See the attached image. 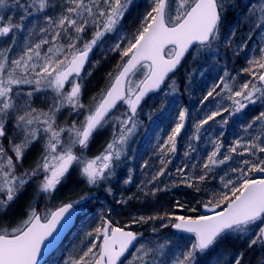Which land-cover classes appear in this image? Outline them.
<instances>
[{
  "label": "snow or ice",
  "instance_id": "6c2138e0",
  "mask_svg": "<svg viewBox=\"0 0 264 264\" xmlns=\"http://www.w3.org/2000/svg\"><path fill=\"white\" fill-rule=\"evenodd\" d=\"M132 6L133 0H0V39H10V43L0 47V217L6 216L28 188L35 185L33 199L26 205V218L11 228L0 224V264H39L41 256L59 239L60 231L71 223L77 205L86 199L82 195L79 200L54 208L45 205L38 211L37 198L53 199L73 173L77 181H86L88 187L118 179L116 169L122 158L127 157L129 143L139 127L141 102L149 93L162 91L164 87L177 90L170 74L178 72L186 60L207 58L206 53L220 40L222 18L235 3L234 0H150V8L135 32L130 37L122 36L112 49L119 51L122 58L119 71L106 90L85 104L83 81L92 75L91 71H85L89 54L108 34L122 26ZM248 11L253 17L259 13V22L253 23L247 37L252 40L253 35L264 30V2L250 4ZM25 30L29 36L39 35V39L35 42L25 39L17 53L14 47L18 44L17 35ZM234 36L233 30L231 37ZM261 40L264 42V36ZM244 47L246 42L241 50ZM259 53V58L249 59V67L243 69L252 79L242 83L238 90L234 91L225 81L224 77H229L225 71L219 83L203 96L202 105L221 93L226 94L224 98L231 104L217 107L199 119L192 139L199 141L201 131L210 122H216L217 117H221L219 124L223 127L229 123L225 113L228 117L235 116L249 105L264 102V71H254L264 69V43ZM137 72L142 78L133 80ZM25 85L31 90L23 91ZM221 85L223 88L218 92ZM40 101L43 107L37 106ZM122 106L126 108L121 110ZM65 110L71 119L66 117L60 123ZM186 118L187 111L182 109L178 122L158 148L163 157L161 168L148 183L168 172L171 159L167 154L176 153L177 138ZM106 128H110V140L98 155L89 158L86 153L90 144ZM250 129L255 133L250 139H235L226 152H222L224 143L220 136L210 139V150L200 164L199 175H185L187 165L176 169L180 183L199 191L194 180L206 182L210 174L234 156L244 157L238 167L228 169L237 174L235 179L227 173L220 176L226 191L214 193L204 205L211 215L191 218L165 213L132 220V224L140 225L167 221L160 227L170 225L191 234L194 239L188 245L166 240L154 248L144 243L137 246L142 232L126 230L131 225L114 226L101 216V223L86 233L93 242L86 250L69 256L65 264H168V256L172 257L170 264H198V255L214 252L228 237L246 239L248 248L264 246V178L254 179L250 175L264 173V155H261L264 154V111L253 117L243 131L248 133ZM33 150L38 155L25 167ZM189 150L195 152L196 148L190 145ZM188 155L186 151L185 156ZM191 167L195 169L197 165ZM131 182V175L123 181ZM173 186H177L176 182ZM167 190L168 185L157 186L150 194ZM105 191L111 194L112 188ZM152 231L158 229L153 227ZM243 258L244 253L238 252L229 264H242Z\"/></svg>",
  "mask_w": 264,
  "mask_h": 264
},
{
  "label": "trees",
  "instance_id": "16d2710c",
  "mask_svg": "<svg viewBox=\"0 0 264 264\" xmlns=\"http://www.w3.org/2000/svg\"><path fill=\"white\" fill-rule=\"evenodd\" d=\"M146 1L147 0H133V6L122 21V26L119 27L116 32L108 34L106 39L101 43L104 44L103 46L100 44L94 49L92 60L97 55L96 51H99L101 47L104 50L103 53H105L101 59L104 66L102 69H99V73L96 74L95 77L96 87H102L103 90H106L111 79L119 71L118 65L121 64L122 58L119 51H113L112 49L116 43L120 42L122 36L126 35L130 37L138 28ZM261 2H264V0H234L235 6L231 7L222 18L220 40L214 44L211 51L206 53L207 58H205V56H200L197 60H187L178 73L172 77V79L176 81L177 90L173 92L171 87H165L166 93H164V90L153 96L144 105L145 108L149 102H153L155 108L154 112L148 117L140 119L138 130L142 132V136L138 137L137 144L130 148L128 160L123 159L119 163V171L117 172L118 179L115 178L116 183L112 188L111 194L109 192L102 193L100 191L99 197L101 202L93 204L90 215L79 219L76 230L80 229L82 224L88 222L90 217L94 214L95 218L93 220L95 222L97 221L99 224L101 223L100 217L103 216L105 219H109L114 226L118 225L124 227L126 225H131V228L128 230L142 232L145 238L153 235V227L159 229L158 225L162 224V220H155L148 224L140 225L132 224L134 217L159 216L165 213L169 215H183L191 218H196L200 215H211L204 205L212 199L214 193L226 191L220 183V176L227 173L229 177H234L233 173L228 171L230 167H234L231 161L217 168L210 174L206 182L196 183L200 189L199 191H196L194 188L186 187L182 183L175 187L171 184V181L174 180V175L177 174L176 169L184 166V163L182 164V159H185V163L190 159L189 157H184V149L180 144H177L176 153L174 155L170 153L167 154V158L171 159V163L167 165L168 172L165 176H161L154 183L148 182L161 168L160 160L163 157L159 153L158 148L166 141L169 135L167 129L165 131L164 127L165 125H169L173 114L179 113L182 109L186 110L188 113L189 109L193 107L198 112L202 110L204 115L210 110H214H205L207 103L205 102V104L202 105L201 101L203 96L224 77L225 71L229 73V77H224V79L229 84H233L232 87L234 91L237 88L239 89L236 81L241 79L243 82H246L252 79V76L244 72L243 69L249 67V59L259 58V47L264 43L261 40V37L264 36V30H259V34L253 35L252 40H247L249 30L253 27V23L259 22V13L257 12V15L253 17L248 9L250 4H259ZM233 30L235 31V36L231 37ZM253 31L255 32L256 30L254 29ZM245 42L247 43V47L241 50V45ZM125 44H122V47ZM254 71L260 72L263 71V69L255 68ZM110 73L112 74L111 76L109 75ZM189 74H191L190 80L187 78ZM171 82L172 81L169 80L168 84L170 85ZM222 88L223 85H221L217 91H221ZM225 96V93H221V95L216 96L214 100L209 98V102L216 101L220 108L229 106V103L225 104L226 101H229L224 98ZM260 111H264V102L258 101L254 105H249L242 113L235 116L228 117V114L225 113L224 115L229 119V123L223 127L219 124L221 117H217L216 122H210V124L206 125L205 129L201 131L200 139L202 142L200 141L199 145H209L208 142L210 139L220 136L224 143V149H222V152H224L223 150H227L235 139H240L244 135V126L249 123L253 117L258 115ZM205 157L206 156H204V158ZM204 158L197 160L198 166H200ZM145 164H147L146 167L144 166ZM186 165L189 166V163ZM185 169L187 170V167L184 168V174L187 175ZM129 175L132 177L130 190L124 191V188H120V185L126 186L123 181L128 178ZM251 177L254 179L259 178L253 177L252 175ZM177 179L175 181H177ZM78 184L79 183L74 180V177L71 176L58 191L77 190ZM165 185H168L167 191L157 192L154 196L150 194L157 186L159 188H164ZM129 195V202H120L125 201ZM99 197H97V199H99ZM86 200V204L91 206L93 200ZM177 202H179V204H177ZM192 209H195V211H192ZM117 221H119V224L116 223ZM168 228L172 230L170 225ZM160 230L161 229L156 231V233ZM69 237L70 236H68L66 240ZM218 248H221L224 252L231 255V258L238 252H243L244 258L242 264H264V246H262L261 249L257 246L248 248L246 239L228 237L217 245V249ZM65 250L63 243L46 264L55 262V258L59 255L62 256ZM213 257H215V251L205 256L198 255V264H211Z\"/></svg>",
  "mask_w": 264,
  "mask_h": 264
},
{
  "label": "rangeland",
  "instance_id": "374dc122",
  "mask_svg": "<svg viewBox=\"0 0 264 264\" xmlns=\"http://www.w3.org/2000/svg\"><path fill=\"white\" fill-rule=\"evenodd\" d=\"M149 8H150V0H147L145 3V6H144L143 13L141 14L142 17H143V14ZM25 39H27L28 41H31V42H35V41H38L39 35L34 34L32 36H29L27 30L19 33L17 35L18 44L16 46H14L16 48L17 53L23 47ZM8 43H10V39H8V38L0 39V47L6 45ZM103 45L104 44H101V46H103ZM44 47L46 48L47 46H44ZM103 51L104 50L102 47L99 49V51H96L97 52L96 57L91 61L90 65L88 66V68L86 70V72L91 71L92 75L86 76L85 80L83 81L84 89H83L82 101L85 104H89L92 97L93 96L98 97L99 94L101 93V90H103L102 87H99V88L96 87V78H95L96 74L99 73L98 72L99 69H102L104 66V64L101 61L102 57L104 56L103 54H105V53H103ZM92 53H94V51ZM263 71H264V69H263ZM140 78H142V74L140 72H137L136 76L133 77V80H138ZM242 83H244V82L241 79L239 81H236L237 86H240ZM231 85H233V84H231ZM29 90H31L29 86H27V85L23 86V91L26 92ZM164 90H165L164 93H166V89H164ZM236 90H238V88ZM49 95H51V92H49ZM206 103H207V105L205 107V110H207V111L209 109H215L218 107V104L216 103V101H211V102L208 101ZM227 103L231 104V101H226L225 104H227ZM37 106L43 107L42 101L37 102ZM223 106H224V104H223ZM123 108H126V106L122 107L121 110H123ZM154 109H155L154 103L149 102L148 105L145 108L143 107L142 110L139 112L138 120L140 121L141 118L148 117L149 115H151L154 112ZM117 114H119V113H117ZM203 116H204V112H202V110L198 112L195 110L194 107L189 109V112L187 113V118L185 120V127L182 131V134L177 138V144L178 145L180 144V146L184 149V153H183L184 157H186L185 152L186 151L189 152V155L187 157H189L190 159H188V161H186V163H185V159L184 160L182 159V164L184 163L183 164L184 166L189 163L187 170L185 169L186 170L185 172H187V175H189V176L199 175L200 168H198V167H200V166H198L199 164H197V160L204 158V156H206L207 152L210 150V145H199V142L200 141L202 142L201 139L199 141L192 139L193 134L195 132V127H194L195 123L198 122L199 119H202ZM66 117H67V110H65L64 114L59 118V122L64 123V120ZM224 117H225V115H224ZM67 118L71 119L70 117H67ZM82 118L83 117H80V119H82ZM176 122H178V113L172 115V118L170 119L169 125L168 126L165 125V127H164L165 131L167 129V132L170 133L171 128L174 126V124ZM254 134L255 133L253 132V130L250 129L248 133L244 132V135L241 138L244 141H247L248 139L251 138V135H254ZM140 136H142V132L140 130H137L136 135L134 137H132V140L129 143V146L127 149L128 155L126 158H122V160L123 159L128 160V158L130 156V148L134 147L137 144L138 137H140ZM110 138H111L110 137V128H106L104 133L98 134L95 137L94 141L90 144V147L86 153L87 156L89 158H94L96 155H98L103 150V147L106 146V143L110 140ZM190 145L196 148L195 152H191L189 150ZM153 147H154V145H153ZM223 151L226 152L227 150H223ZM37 155H38V151L33 150L32 153L28 156V158L25 161V167H28L29 165H31L33 163L34 159L37 157ZM261 155H264V154H261ZM242 159H244V157L234 156L231 163L234 165V167H238L239 166L238 162ZM192 164H196L197 167L195 169H193L191 167ZM118 171L119 170L117 168L116 172H118ZM233 175H234V177H232V178L235 179L237 174L233 173ZM251 175L253 177H259L257 179L264 178V173H252ZM72 176L74 177V180L77 181L76 174L73 173ZM116 179L114 178L112 181H110L109 184H102L99 187H88L86 185V181L79 180V181H77L79 183L77 190H74V191L67 190L64 192L57 191L55 193L53 199H47V198H44L43 196H41L40 198H37L35 200V206H36L38 211H42L45 208V205L54 208L61 203H66V202H70L73 200H77L80 198V196L83 195L86 197V199H88L90 201L93 200V203L91 206L86 204V206L84 207V216L85 215L87 216V215H90V211H91V208L93 207V204L101 202L100 197H99L100 191L102 193H106L107 191H105V189L107 187L113 188L114 184L116 183ZM176 179H177V181H175ZM173 182H176L177 185L180 184V176L178 174L174 175V180L171 181V184H173ZM193 183L196 184L198 182L194 180ZM122 187L124 188V191L130 190V183L126 184V186L120 185V188H122ZM34 191H35V185H33L32 187H29L28 190L23 194V196L20 197V199L16 202V204L11 209H9L7 215L4 217H0V224H2L3 226L11 228V227L16 226V224L19 223V221L21 219L26 218V216H25L26 205L30 201H32ZM97 197H99V199H97ZM129 201H130V195L126 198L124 203L129 202ZM109 211H111V210H109ZM170 216H175V215L170 214ZM107 217H109V216H107ZM94 218H95V215L93 214L92 217H90L88 222H86L85 224H82L80 226V229H77V230L75 229L69 235L70 237L64 242V246H65L66 250L63 252L62 256H60V255H59L60 257L57 256L55 258V262H53L52 264H65V261L68 260L69 256L76 255L79 252H81L82 250H86V248L93 242L92 237L87 236L86 233L89 231H92L96 226L99 225V223L97 221L95 222L93 220ZM116 223L119 224V221H117ZM162 223H167V221H162ZM160 225H158L159 229H161L159 232H157V233L155 232V233H153V235L145 237L139 243H144L146 247L154 248L157 244L164 243L166 240L171 241L172 244L188 245L194 239L191 236V234L175 232L168 227L167 228H161ZM139 243L137 246H139ZM257 247L260 249L262 248V246H257ZM216 249H217V247H216ZM216 249H215V257L212 258L211 264H229V261L231 260V255L224 252L221 248H218L217 250ZM129 258H131V257H129ZM164 258L165 257H161V259H164ZM171 258H172L171 256L167 257L168 264H170Z\"/></svg>",
  "mask_w": 264,
  "mask_h": 264
},
{
  "label": "water",
  "instance_id": "95a60500",
  "mask_svg": "<svg viewBox=\"0 0 264 264\" xmlns=\"http://www.w3.org/2000/svg\"><path fill=\"white\" fill-rule=\"evenodd\" d=\"M91 58H92V55L91 53L89 54V62L88 64L86 65V68L88 67V65L90 64V61H91ZM187 61V60H186ZM185 61V62H186ZM185 64V63H184ZM183 64V65H184ZM182 65V67H183ZM181 67V68H182ZM85 68V70H86ZM180 68V69H181ZM179 69V70H180ZM177 73V72H176ZM175 73V74H176ZM175 74H170L172 77L175 75ZM168 82V81H167ZM165 88V87H164ZM163 88V89H164ZM163 91V90H162ZM162 91H156V92H152V93H149L145 99L141 102V105H140V108L138 109V112L142 109V107L145 105V103L151 98L153 97L154 95H157L159 93H161ZM85 204V200H83L79 205H77V211H75L73 213V216H72V221L71 223L67 226V227H64L61 231H60V236H59V239L56 241L55 245L49 250L47 251L46 253H44L41 258H40V261H39V264H45L46 261L61 247V245L64 243L65 239L68 237V235L75 229L76 227V224H77V221H78V217L82 214L83 210H82V206H84ZM127 230V229H126ZM173 231H176V232H180V231H177L176 229L172 228ZM144 238V235L142 237H140V240L139 242ZM138 242V243H139ZM134 249H132L133 251Z\"/></svg>",
  "mask_w": 264,
  "mask_h": 264
},
{
  "label": "bare ground",
  "instance_id": "6f19581e",
  "mask_svg": "<svg viewBox=\"0 0 264 264\" xmlns=\"http://www.w3.org/2000/svg\"><path fill=\"white\" fill-rule=\"evenodd\" d=\"M92 55V54H91ZM91 60H92V58H91ZM90 63H91V61H90ZM90 65V64H89Z\"/></svg>",
  "mask_w": 264,
  "mask_h": 264
}]
</instances>
